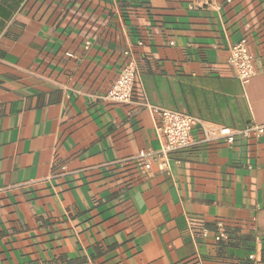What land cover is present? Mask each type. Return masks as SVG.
Listing matches in <instances>:
<instances>
[{
    "label": "crops",
    "instance_id": "obj_1",
    "mask_svg": "<svg viewBox=\"0 0 264 264\" xmlns=\"http://www.w3.org/2000/svg\"><path fill=\"white\" fill-rule=\"evenodd\" d=\"M207 1L0 0V264H264V134L201 127H264V0ZM161 110L201 125L163 170Z\"/></svg>",
    "mask_w": 264,
    "mask_h": 264
},
{
    "label": "built area",
    "instance_id": "obj_2",
    "mask_svg": "<svg viewBox=\"0 0 264 264\" xmlns=\"http://www.w3.org/2000/svg\"><path fill=\"white\" fill-rule=\"evenodd\" d=\"M204 1L206 5H209L207 0ZM229 63L234 69L237 78L243 82L255 75V61L250 54L248 43L245 39L231 47ZM137 78L136 60L131 51H126L124 53L122 71L114 81L106 98L116 104L132 103L134 91L137 86ZM158 115L159 123L157 129L162 138V145L161 149L150 155V157L163 170L169 155L189 150L197 144L193 136V131L201 125L198 119L173 111L161 110L158 111ZM201 127L204 130L205 141L223 138L230 145L235 142L237 136L244 138L250 135L260 137L264 134V127L258 125H251L249 128L240 132H234L226 127H222L218 131L207 126ZM148 157V153L141 151L137 156V160L146 171H151L152 163L147 161Z\"/></svg>",
    "mask_w": 264,
    "mask_h": 264
}]
</instances>
